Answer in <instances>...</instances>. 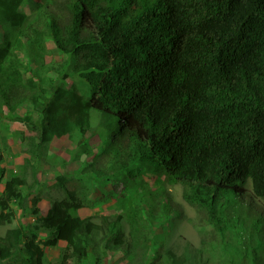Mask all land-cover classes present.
Masks as SVG:
<instances>
[{
  "label": "trees",
  "instance_id": "1",
  "mask_svg": "<svg viewBox=\"0 0 264 264\" xmlns=\"http://www.w3.org/2000/svg\"><path fill=\"white\" fill-rule=\"evenodd\" d=\"M23 1L0 0V26L10 32L0 41V105L11 114L23 104L39 111L38 137L22 139L31 178V164L52 137L76 132L77 146L86 158L93 155L85 137L92 112L101 153L83 161L74 178L54 177L64 198L32 228L7 229L0 262L21 254L18 264H43L38 233L52 236L44 246H53L59 231L70 227L60 264L69 257L74 264L90 262V256L96 264L93 236L104 229L75 215L85 204L80 184L86 176L108 181L133 168L140 172L142 165L181 185L186 202L191 194L203 196L207 223L225 254L220 264H249L264 253L258 246L264 218L250 217L241 202L249 184L252 197L264 203V0H63L66 18L42 16V28L25 23ZM48 40L65 59L55 70L56 83L45 87L32 64L42 63ZM25 43L30 50L22 58ZM69 76L79 85H69ZM1 164L0 154V183ZM25 185L24 173L5 181L0 226L12 220V203L24 207ZM141 202L129 207L131 244L121 247L116 222L105 221L113 248L149 251V239L138 237ZM193 253L188 261L199 264L200 251Z\"/></svg>",
  "mask_w": 264,
  "mask_h": 264
},
{
  "label": "rangeland",
  "instance_id": "2",
  "mask_svg": "<svg viewBox=\"0 0 264 264\" xmlns=\"http://www.w3.org/2000/svg\"><path fill=\"white\" fill-rule=\"evenodd\" d=\"M49 2V5H46L45 0H24L22 10L26 14L25 23H30L33 28H42V16L50 15L58 22L66 18L59 9L63 0H49ZM39 4H42V7H39ZM4 28L0 26V41L6 40L7 35L10 36V32ZM29 39H25V42L28 43ZM26 43L24 50L20 52L22 58H26L30 50L26 48ZM45 44L46 52L42 63H33L32 69L39 73L43 85L50 87L56 83L55 70L59 69L58 64H62L65 57L56 51L50 40ZM67 83L79 85L72 76L67 78ZM41 122L39 111L29 104L19 106L12 114L5 106L0 105V154L1 166L5 170V177L0 183V194L9 177L22 176L23 173L26 175V187L21 190L25 198L24 207L21 209L14 203L10 205L13 218L9 223L0 226V237L7 229L16 226L32 228L37 218L46 214L50 204L64 198V193L54 183V177L65 175L68 179L74 178L83 161H90L94 154L101 153V144L96 137L98 117L92 112L89 131L85 137L93 155L86 158L83 147L77 146L80 137L76 132L59 138L52 137L46 144L45 150L42 153L39 151L37 163L31 164L35 168L32 179L30 164L26 162L30 156L29 146L22 139L37 138ZM80 185L84 188L85 204L76 211L75 215L88 218L104 229L102 232L97 231L93 236L96 264H169L171 261L193 264V260L190 262L188 260L193 257L194 250L200 251L199 264H220L225 256L218 235L207 223L209 210L201 204L203 196L197 197L191 194L192 200L186 202L183 199L181 185L166 182L164 176L157 171L151 172L148 166L142 165L140 172L133 168L123 175L111 176L108 181H91L90 177L86 176ZM67 188L73 189L76 193L80 192L76 185L68 184ZM132 200L142 201L137 205L142 211L137 230L138 237L144 235L149 239L147 253L132 245H129L124 252L123 249L113 248L112 241L108 242L110 237L108 223L105 221L116 222V228L123 234L124 242L121 247L128 242L131 244L130 232L135 229L129 213ZM241 202L242 207L249 209L250 217L257 214L264 218V203L252 197L249 184L245 186ZM216 213L217 216H221V211ZM70 231V227L61 229L56 235L53 246H44L47 240L53 239L52 236L45 232L38 233L37 241L44 252L43 264H60L67 253L66 246ZM105 242H108L107 247ZM258 246H264V240ZM168 252H172L175 257H169ZM154 255L155 258H152ZM21 256L16 254L0 264H18ZM90 259V262L86 260L81 264H93L94 259L91 256ZM248 262L264 264V253L253 255V262L251 259ZM66 263L74 264L73 258H67Z\"/></svg>",
  "mask_w": 264,
  "mask_h": 264
}]
</instances>
